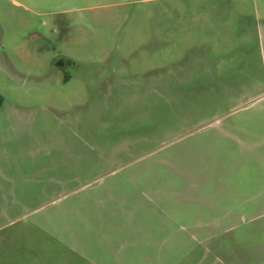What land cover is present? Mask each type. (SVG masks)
<instances>
[{
    "label": "rangeland",
    "instance_id": "obj_1",
    "mask_svg": "<svg viewBox=\"0 0 264 264\" xmlns=\"http://www.w3.org/2000/svg\"><path fill=\"white\" fill-rule=\"evenodd\" d=\"M0 264H264V0H0Z\"/></svg>",
    "mask_w": 264,
    "mask_h": 264
},
{
    "label": "flooded vegetation",
    "instance_id": "obj_2",
    "mask_svg": "<svg viewBox=\"0 0 264 264\" xmlns=\"http://www.w3.org/2000/svg\"><path fill=\"white\" fill-rule=\"evenodd\" d=\"M70 60L67 57H62L60 58L59 62H57L59 65H57L58 69H60V71L62 73H67L68 72V65Z\"/></svg>",
    "mask_w": 264,
    "mask_h": 264
},
{
    "label": "crops",
    "instance_id": "obj_3",
    "mask_svg": "<svg viewBox=\"0 0 264 264\" xmlns=\"http://www.w3.org/2000/svg\"><path fill=\"white\" fill-rule=\"evenodd\" d=\"M260 137H262V134L260 135Z\"/></svg>",
    "mask_w": 264,
    "mask_h": 264
}]
</instances>
